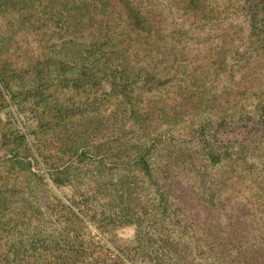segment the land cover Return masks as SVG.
Here are the masks:
<instances>
[{
	"label": "trees",
	"instance_id": "obj_1",
	"mask_svg": "<svg viewBox=\"0 0 264 264\" xmlns=\"http://www.w3.org/2000/svg\"><path fill=\"white\" fill-rule=\"evenodd\" d=\"M14 10L0 111L41 102L45 129L113 101L116 137L47 157L0 126V264H264V0H0Z\"/></svg>",
	"mask_w": 264,
	"mask_h": 264
},
{
	"label": "rangeland",
	"instance_id": "obj_2",
	"mask_svg": "<svg viewBox=\"0 0 264 264\" xmlns=\"http://www.w3.org/2000/svg\"><path fill=\"white\" fill-rule=\"evenodd\" d=\"M21 13L23 14L22 11L19 12L17 10H14V12H10V13L8 12L0 13V32L2 33L8 32L11 23L14 24L15 20L19 18ZM164 15H166L169 18L168 21L170 22L171 21L174 22L177 17L176 13L172 11L166 12L164 13ZM187 33L189 34V31ZM197 37L200 38V34ZM192 44L193 45L191 46V48L193 47V49H195V43ZM168 93H170V90L164 92V96L168 95ZM63 95L69 98L71 94L66 92ZM77 99H79V97L78 98L75 97V100ZM141 101L145 103L147 100L145 98H142ZM49 107L50 106L48 105L44 106V104H42L41 102H37L32 99L29 100V98L25 99V102L23 101L16 102V100L10 101L8 107H5L0 111V126L3 128L4 127L10 128L12 127L10 125H16V123H18L20 127L24 126L23 131L27 134L28 142L34 148L37 146V149H40V151L41 149H43L45 145L46 147H44L42 153L46 154L47 157L49 153L51 154V147L56 146V144L51 146L50 145L51 142L58 143L60 139L77 140L79 137H82V139L85 140L86 142L95 143V141L107 139L110 136L116 137V135H113L114 127H112L113 129L112 130L107 123V118L111 117L115 110V103L113 101L108 103L106 109L98 114L95 113V114L87 115L85 113L73 117L68 122H62V123L51 122L45 129H41L40 127H38V124L36 122L29 124V121L32 120L39 121L42 124L41 115L44 113V111H48ZM29 125H31L33 128L32 130L27 131V126ZM126 127H129V125H127ZM106 130L108 132L104 135V132ZM131 134L136 137H140L141 135V133H135V132H131ZM50 139H52L54 142L50 141ZM35 156L37 159V163H34L35 169L37 171H40L42 170V168H44V164H43L44 162L42 163L41 159H39L37 155ZM0 170L8 171V166L6 165V163L2 165ZM235 190L236 191L242 190L241 192H239L240 195H243V192H246L243 189H235ZM249 191L251 190L249 189ZM60 193H62V191H60ZM64 193L65 191L63 192V194ZM249 193L246 192V195H248ZM217 195L219 199L218 201L222 206L221 208H223V212L222 213L220 212L221 214L228 216V214L230 213L231 206L232 208L237 209L236 206L232 204L233 203L232 200L228 196H226L227 193H224L223 195L220 194ZM20 197L22 198V196ZM234 209L232 210L234 211ZM220 213L217 214L220 216L221 215ZM214 214L216 215V213ZM233 214L234 213H232V215ZM225 230L229 231V229L227 228ZM136 232L137 230L133 226H121L115 233L117 239L115 242L116 246L119 247V249L121 250L125 244H128L134 240L136 236Z\"/></svg>",
	"mask_w": 264,
	"mask_h": 264
}]
</instances>
